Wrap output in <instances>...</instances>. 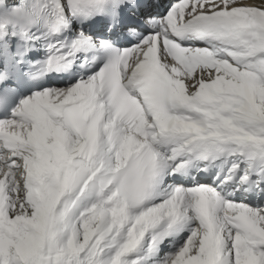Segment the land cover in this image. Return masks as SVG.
Wrapping results in <instances>:
<instances>
[{"label": "snow or ice", "instance_id": "obj_1", "mask_svg": "<svg viewBox=\"0 0 264 264\" xmlns=\"http://www.w3.org/2000/svg\"><path fill=\"white\" fill-rule=\"evenodd\" d=\"M152 6L0 0V264H264V0Z\"/></svg>", "mask_w": 264, "mask_h": 264}]
</instances>
